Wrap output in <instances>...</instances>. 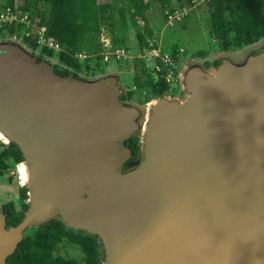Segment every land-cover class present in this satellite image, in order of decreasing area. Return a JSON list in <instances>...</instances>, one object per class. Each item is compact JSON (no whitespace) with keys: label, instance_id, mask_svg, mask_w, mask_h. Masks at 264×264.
I'll return each mask as SVG.
<instances>
[{"label":"water","instance_id":"obj_1","mask_svg":"<svg viewBox=\"0 0 264 264\" xmlns=\"http://www.w3.org/2000/svg\"><path fill=\"white\" fill-rule=\"evenodd\" d=\"M181 80L186 98H157L141 127L116 77H62L0 44V134L31 170L22 220L0 212V264L55 219L95 235L102 264H264V49Z\"/></svg>","mask_w":264,"mask_h":264},{"label":"trees","instance_id":"obj_2","mask_svg":"<svg viewBox=\"0 0 264 264\" xmlns=\"http://www.w3.org/2000/svg\"><path fill=\"white\" fill-rule=\"evenodd\" d=\"M180 2V0H176ZM157 2L161 8L167 9L169 0H110L105 10L99 13L97 0H3L0 3V12L10 8L14 13L18 3L27 17L38 18L37 26L45 28V38L54 40L61 48L59 52H53L36 42V34L32 32L29 37L22 36L24 45L31 50L36 61L40 62L45 57H55L57 62L52 65L55 74L65 77L71 76L76 79L85 80L79 74L87 68L82 60L76 59L75 55L84 53L89 48L98 45L102 31L110 36L118 26L121 31L126 30V16L132 25L142 23L146 34H150L147 26V12L151 3ZM209 11L210 32L215 40L219 42L223 52L235 51L246 46H251L264 39V0H206ZM44 7L40 10L39 7ZM118 15V22L115 21ZM34 15V16H33ZM22 28V27H21ZM7 29L9 35L23 33L20 25L7 23L0 28V36ZM113 46L115 39L109 38ZM136 39L142 47L147 42L143 33L136 32ZM101 52V45L99 44ZM34 52H38L34 55ZM171 55L176 57V52ZM96 67L99 68L101 57L97 56ZM86 60V59H84ZM141 73L146 74L144 81L139 83L134 78V84L139 89L148 88L149 95L141 98L146 102L150 98H159L167 95L170 85L161 77H154L147 72L144 62ZM220 64L215 60L211 64L205 62L204 67L214 68ZM133 98L130 90L119 97L123 105ZM133 156H138L137 138L132 137L125 141ZM11 159L14 164L23 161L21 153L13 143L7 144L0 150V177L8 169L7 160ZM27 190L19 188V196L15 202L9 201L0 206V212L5 217V228L16 226L23 217L27 208ZM76 248L79 256L63 257L61 249ZM104 261V250L100 240L95 235L87 234L85 231L66 228L60 221H49L38 227L30 228L17 244L14 252L6 258V264H102Z\"/></svg>","mask_w":264,"mask_h":264},{"label":"rangeland","instance_id":"obj_3","mask_svg":"<svg viewBox=\"0 0 264 264\" xmlns=\"http://www.w3.org/2000/svg\"><path fill=\"white\" fill-rule=\"evenodd\" d=\"M169 1L170 4L167 9L161 8L157 2L151 3L147 12V26L150 30V34H146L143 30L142 23L139 22L133 26L128 16H126V30L121 31L117 26L111 36L107 32L102 31L98 45L94 48L85 50L83 54L86 57V60L81 61V63L87 65V68L83 70L79 76L86 81L96 80L99 77L108 75L114 76L117 79L121 95L130 90L133 92V98L127 101L125 105L132 106L139 111L140 116L137 119V123L141 127L148 122L150 107L157 99L150 98L146 102L142 101L141 98L149 95V90L144 87L139 89L134 84V78L138 79L139 83H142L146 75L141 73V66H143V63L140 60L144 62L148 73L151 72L152 68V62L142 59L144 58V47H142L136 39V32L143 33L146 42L155 41L162 52H176V58L178 61L177 81L172 86L170 85V90L165 97L168 99H176L178 101H183L186 98L185 93L182 91L183 84L181 77L186 70L192 66L199 67L204 72H213L214 67L210 66L209 68H205V62L211 64L215 60H226L233 64L240 65L243 64L249 56L255 55L264 49V39H262L254 45L246 46L235 51L223 52L220 49L219 42L214 39L210 32V18L206 0H180V2H177L176 0ZM109 2L110 0H97L99 13L107 12L105 9H107L106 6ZM0 3L2 4L3 0H0ZM39 9L43 10L44 7L40 6ZM178 9H184L187 12V15L183 19L168 20V12ZM16 15L17 21L20 20V17L24 18V16H26V13H23L21 10V3L17 4ZM25 21L26 20L23 22ZM115 21L118 22L117 14H115ZM37 22L38 18L34 17L31 19L33 25L36 26ZM19 25L20 29H22L21 26H23V24L20 23ZM4 33L3 36H0V44H18V46H20L27 54L33 56L31 50L28 49L22 41L23 33L9 35L7 29L4 30ZM31 34L32 32H30V35ZM109 38L116 40L114 44L117 46L115 47L127 50L131 59L119 63L111 60L106 64L101 61L99 68H97V56L100 54L99 44L101 45L102 41L108 40ZM37 54L38 52H34V55ZM42 61L52 66L57 62V59L55 57H45ZM135 136L141 141L143 131H137ZM5 146H7L5 139L0 138V150ZM6 162L8 164V169L0 177V206L9 201H13L18 208L16 200L19 196V188L25 186L21 183L22 178L20 170L22 165L14 164L11 159H8ZM23 166L22 168L24 169ZM29 229L30 228L25 231H28ZM60 255L63 257L75 258L79 256V252L76 248L70 247L61 249Z\"/></svg>","mask_w":264,"mask_h":264},{"label":"built area","instance_id":"obj_4","mask_svg":"<svg viewBox=\"0 0 264 264\" xmlns=\"http://www.w3.org/2000/svg\"><path fill=\"white\" fill-rule=\"evenodd\" d=\"M187 15L184 9H178L175 11L168 12L167 19H183ZM16 11L13 13L10 8H6L0 12V28L4 27L7 23H13L14 25L23 24L21 26L24 30L23 35L25 37L30 36V32L36 34V42L39 46L45 47L53 52H59L61 50L59 44L54 40H47L44 36L45 28L35 26L31 23V20L26 16L20 17V20H16ZM26 20L25 22H23ZM19 22V24H18ZM23 22V23H22ZM76 59L84 60L86 57L83 53H78L75 55ZM100 57L102 63L106 64L109 61L114 62H125L129 61L128 51L124 48L115 47L112 45L110 39L101 42V52ZM143 60L152 62V68L150 74L154 79L162 78L169 85H173L177 81L178 72V61L176 57H173L171 53L162 52L158 44L155 41L147 42L146 47H144Z\"/></svg>","mask_w":264,"mask_h":264},{"label":"flooded vegetation","instance_id":"obj_5","mask_svg":"<svg viewBox=\"0 0 264 264\" xmlns=\"http://www.w3.org/2000/svg\"><path fill=\"white\" fill-rule=\"evenodd\" d=\"M263 47H264V45H263ZM122 146L124 148H127L129 150V152H130V158L126 162H124L122 164L121 169L124 170V171L131 170V169H133L134 167H136L139 164V162H140V160L142 158L141 143H140L139 139L137 138V147H138V151L137 152H138V156H136V157L132 155L131 150H130V147H129V145L125 141L122 142ZM54 221H59V220L55 219ZM26 233H27V231H24L23 235L26 234Z\"/></svg>","mask_w":264,"mask_h":264},{"label":"bare ground","instance_id":"obj_6","mask_svg":"<svg viewBox=\"0 0 264 264\" xmlns=\"http://www.w3.org/2000/svg\"><path fill=\"white\" fill-rule=\"evenodd\" d=\"M0 138H3L2 135L0 134ZM19 165H24V169L22 168L21 166V170H20V175H21V178H22V184L25 185V186H29L30 184V179H31V170H29L27 168V166L25 165L24 162L22 163H19Z\"/></svg>","mask_w":264,"mask_h":264}]
</instances>
